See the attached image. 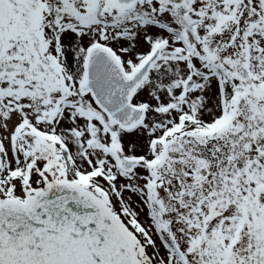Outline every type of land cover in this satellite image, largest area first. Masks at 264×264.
Instances as JSON below:
<instances>
[{"label":"snow or ice","instance_id":"obj_1","mask_svg":"<svg viewBox=\"0 0 264 264\" xmlns=\"http://www.w3.org/2000/svg\"><path fill=\"white\" fill-rule=\"evenodd\" d=\"M0 264H264V0H0Z\"/></svg>","mask_w":264,"mask_h":264}]
</instances>
